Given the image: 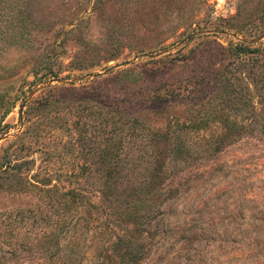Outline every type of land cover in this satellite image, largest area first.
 Masks as SVG:
<instances>
[{
	"label": "rangeland",
	"instance_id": "obj_1",
	"mask_svg": "<svg viewBox=\"0 0 264 264\" xmlns=\"http://www.w3.org/2000/svg\"><path fill=\"white\" fill-rule=\"evenodd\" d=\"M239 40L264 0H0V264H264Z\"/></svg>",
	"mask_w": 264,
	"mask_h": 264
},
{
	"label": "trees",
	"instance_id": "obj_2",
	"mask_svg": "<svg viewBox=\"0 0 264 264\" xmlns=\"http://www.w3.org/2000/svg\"><path fill=\"white\" fill-rule=\"evenodd\" d=\"M227 50L235 59L234 61L237 64L236 68H239V71L242 73L240 89L244 90V92L252 89L255 96L254 102L258 106L255 114L261 117L264 116V41L250 45L239 40L230 44ZM248 101L247 99L246 102ZM243 110L247 111V109ZM223 126H226V124H223ZM229 130L231 132L238 131L236 126L233 125L229 126ZM231 132L226 131L222 133L219 137L220 142L223 139L231 138Z\"/></svg>",
	"mask_w": 264,
	"mask_h": 264
}]
</instances>
